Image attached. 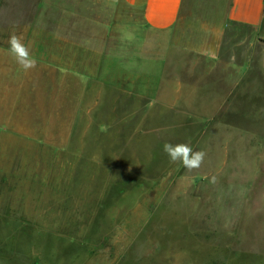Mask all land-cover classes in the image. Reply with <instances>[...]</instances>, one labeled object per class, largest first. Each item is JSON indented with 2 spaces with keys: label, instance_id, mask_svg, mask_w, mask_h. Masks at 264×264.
<instances>
[{
  "label": "rangeland",
  "instance_id": "374dc122",
  "mask_svg": "<svg viewBox=\"0 0 264 264\" xmlns=\"http://www.w3.org/2000/svg\"><path fill=\"white\" fill-rule=\"evenodd\" d=\"M227 2L159 30L118 0H0V264H264V43Z\"/></svg>",
  "mask_w": 264,
  "mask_h": 264
},
{
  "label": "crops",
  "instance_id": "0c3cea01",
  "mask_svg": "<svg viewBox=\"0 0 264 264\" xmlns=\"http://www.w3.org/2000/svg\"><path fill=\"white\" fill-rule=\"evenodd\" d=\"M116 1V0H108ZM139 9L145 25L167 30L180 18L186 4L192 0H118ZM228 18L250 27L264 43V0H228Z\"/></svg>",
  "mask_w": 264,
  "mask_h": 264
},
{
  "label": "clouds",
  "instance_id": "9594fccd",
  "mask_svg": "<svg viewBox=\"0 0 264 264\" xmlns=\"http://www.w3.org/2000/svg\"><path fill=\"white\" fill-rule=\"evenodd\" d=\"M8 43L10 54L25 72L37 66V60L31 56L29 48L22 42L21 37L13 34L9 37ZM163 151L171 163H180L189 171L199 168L205 158L203 151H194L188 143H165Z\"/></svg>",
  "mask_w": 264,
  "mask_h": 264
}]
</instances>
